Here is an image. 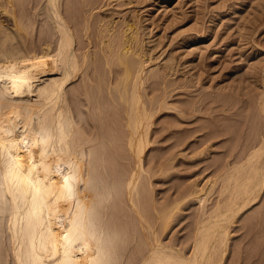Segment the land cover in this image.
<instances>
[{"label":"bare ground","instance_id":"bare-ground-1","mask_svg":"<svg viewBox=\"0 0 264 264\" xmlns=\"http://www.w3.org/2000/svg\"><path fill=\"white\" fill-rule=\"evenodd\" d=\"M105 6L102 0H2V5L0 0L2 16L15 28L0 24L5 34L0 50V212L6 219L14 264L91 263L88 255L93 249L83 232L88 225L95 227L96 220L88 213V203L103 201L100 163L106 161L105 149H112L116 134L110 124L101 133L107 143L94 130L92 139H87L88 129L77 106L80 96L88 106L99 104L101 112L108 103L124 107L127 149L136 157L126 182V198L143 221V232L151 230L145 248L129 264H224L230 225L264 194V124H252L248 141L220 171V190L210 212L206 211V195L198 197L200 190L193 188L180 192L183 199L169 206L158 209L155 205L165 233L186 199L197 198L200 203L191 242L181 246L164 243L143 214L147 198L140 186L154 119L169 107L164 105L165 94L148 104L144 100L143 91L150 81V76L145 77L146 67L151 60L142 50L144 40L135 25L126 24L117 33L114 24L103 25L94 19V12ZM37 23L43 27L38 36ZM101 63L111 73L108 99L100 93ZM170 68L165 67L163 78H168ZM257 97L255 105L264 120V91ZM86 124L94 128L90 121ZM99 142L100 148L90 150L87 165H81L85 145ZM97 229L102 238L101 225Z\"/></svg>","mask_w":264,"mask_h":264},{"label":"rangeland","instance_id":"rangeland-1","mask_svg":"<svg viewBox=\"0 0 264 264\" xmlns=\"http://www.w3.org/2000/svg\"><path fill=\"white\" fill-rule=\"evenodd\" d=\"M102 1L106 6L94 12V19L103 25L114 24L117 33L126 24L135 25L144 40L142 50L151 59L145 74L150 81L143 91L146 103L166 95L164 105L169 110L164 109L154 119L149 137L152 142L143 157L145 177H141L140 188L144 187L147 200L142 211L164 243L181 246L193 237L200 216L199 200L186 199L181 206L183 210L175 214L165 233L155 205L158 209L169 206L183 199L180 192L193 188L200 190L198 197L206 195V211L210 212L220 190L221 181H217L220 171L228 160H233L232 153L248 141L252 126L264 124L255 105L257 96L264 91V0ZM3 13L1 7L0 24L15 29L12 22H6ZM41 25L35 26L37 36L43 29ZM84 25L82 20V30ZM4 35L0 33V50ZM166 66L171 68L165 79ZM100 72L103 76L100 93L108 99L107 78L111 73L103 63ZM115 88L116 83L111 90L114 92ZM80 98L77 106L88 129L87 139H92L93 130L103 134L110 124L116 134L112 149H105L106 161L100 163L99 184L103 189L99 196L103 201L88 203V213L96 220V228L88 225L83 232L93 249L88 259L90 264H129L130 258L145 248L151 230L143 232V221L126 198V182L135 169L136 157L127 149L124 107L108 103L101 112L97 110L99 104L88 106L85 97ZM88 121L94 128L86 124ZM101 138L106 142V137ZM100 146V142L97 146L85 145L81 165H87L90 150ZM97 225L104 230L102 238L97 236ZM230 231L224 264H264V194L258 204L237 217ZM111 242L114 244L110 245ZM187 252L190 253L189 246ZM0 264H14L6 219L1 212Z\"/></svg>","mask_w":264,"mask_h":264}]
</instances>
